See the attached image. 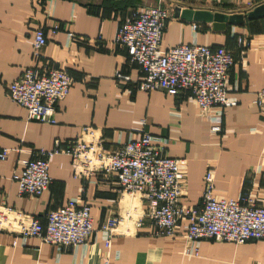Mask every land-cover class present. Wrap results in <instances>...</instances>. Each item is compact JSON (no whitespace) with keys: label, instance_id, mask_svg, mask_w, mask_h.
I'll use <instances>...</instances> for the list:
<instances>
[{"label":"crops","instance_id":"1","mask_svg":"<svg viewBox=\"0 0 264 264\" xmlns=\"http://www.w3.org/2000/svg\"><path fill=\"white\" fill-rule=\"evenodd\" d=\"M264 0H0V204L25 215L42 218L68 199L90 207L93 236L76 247L56 246L28 237L23 242L13 232L0 229V264H264V239L243 244L201 239L198 255L184 254L182 220L172 236H156L137 194L119 193L112 174L79 179L73 176L71 158L65 152L49 160L50 186L40 196L20 195L12 175L33 151L52 149L76 137L82 127L100 129L106 149H114L141 127L164 140L171 157L186 159L179 201L192 206L201 202L203 177L212 168L217 197L236 198L248 187L264 206V119L255 103L264 87V17L248 20L246 12ZM161 5L169 15L160 48L195 42L233 51L227 76L228 96L235 104L223 111L222 131L211 130L213 120L203 116L190 95H170L162 89H138L140 72L130 63L125 47L115 39L121 22L134 10ZM175 7L226 14L240 13L243 22L214 30L209 22L187 21L174 15ZM49 15V16H48ZM55 24L58 25L54 29ZM196 25L197 28H193ZM44 27L45 45L34 56V31ZM54 29V30H53ZM238 36L247 46L237 43ZM29 66L63 67L71 77V89L58 103L54 124L27 120L26 109L12 102L7 84ZM126 77L117 78V74ZM217 109H209L215 117ZM144 120V121H143ZM130 210L126 226L117 227L107 247L100 228L110 214ZM17 239L15 245L13 240Z\"/></svg>","mask_w":264,"mask_h":264},{"label":"built area","instance_id":"2","mask_svg":"<svg viewBox=\"0 0 264 264\" xmlns=\"http://www.w3.org/2000/svg\"><path fill=\"white\" fill-rule=\"evenodd\" d=\"M168 20L169 15L159 4L134 10L121 22L115 42L127 49L129 62L139 69L138 89L146 92L162 89L170 95L181 92L190 95L203 116L215 122L211 130L221 132L223 111L235 104V99L227 94L226 80L234 64L233 51L224 46L214 48L195 42L163 50L160 44ZM57 28L55 24L54 29ZM34 35L36 57L38 48L47 41L44 27L38 26ZM237 43L247 46L242 36H238ZM116 77L126 76L118 73ZM71 86V77L63 67L29 66L7 84V95L26 109L27 120L54 124L56 107L69 94ZM255 103L264 119V87L256 92ZM211 108L217 109L215 117H210ZM137 131L138 137H130L107 150L100 129L91 125L82 127L72 140L62 143L57 139L52 149L33 151L32 157L22 162L21 170L14 173L12 179L20 195L40 196L50 186V158L65 152L71 158L74 177L83 179L109 173L115 177L119 193L139 196L144 212L134 220L135 226L139 227L146 217L154 235L172 236L181 221L186 220L183 247L186 256L198 255L201 239L235 244L264 239V206L256 201L248 187H242L236 198L217 197L214 173L208 168L203 177L201 202L192 206L181 203L179 196L186 159L167 155L164 140L155 139L142 127ZM7 153L6 148H0L1 161L6 160ZM131 218L130 210L123 215H109L100 228L107 247L116 228L126 226ZM0 229L15 233L23 244L28 237H36L58 247L85 244L94 231L89 205L77 199H68L42 218L0 204ZM16 242L14 239L13 245ZM107 263L104 259L103 264Z\"/></svg>","mask_w":264,"mask_h":264},{"label":"water","instance_id":"3","mask_svg":"<svg viewBox=\"0 0 264 264\" xmlns=\"http://www.w3.org/2000/svg\"><path fill=\"white\" fill-rule=\"evenodd\" d=\"M174 15L180 16L182 19L189 21L209 22L214 30L224 29L226 24L238 25L243 22L244 15L240 13L226 14L223 12H212L209 9L198 10L187 7V9H180L175 7ZM248 20L264 17V3L254 7V9L246 12Z\"/></svg>","mask_w":264,"mask_h":264}]
</instances>
